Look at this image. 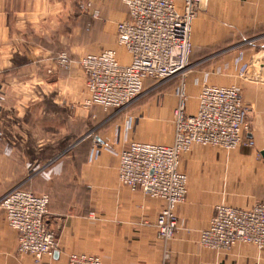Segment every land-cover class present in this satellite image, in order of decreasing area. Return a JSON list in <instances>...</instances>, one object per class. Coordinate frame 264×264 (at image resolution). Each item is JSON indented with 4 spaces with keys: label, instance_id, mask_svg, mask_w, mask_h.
I'll return each mask as SVG.
<instances>
[{
    "label": "crops",
    "instance_id": "0c3cea01",
    "mask_svg": "<svg viewBox=\"0 0 264 264\" xmlns=\"http://www.w3.org/2000/svg\"><path fill=\"white\" fill-rule=\"evenodd\" d=\"M87 1L95 16L76 11L78 0H0V179L8 182L0 197L19 185L47 194L46 221L59 242L51 256L38 261L19 253L17 231L0 207V264H69L70 253L97 255L102 264H264V250L251 244L215 251L198 241L217 205L245 208L264 201L259 153L264 147V42L256 51V45L244 48L264 35V0H205L192 22L190 63L205 59L207 52L229 48L233 53L194 75L195 87L187 85L193 101L187 100L186 113L195 111L203 83L245 90L256 85L262 90L254 107L260 125L245 134L255 142L246 152L230 155L197 145L181 156L187 193L176 208L178 229L168 241L153 225L164 201L122 185L117 165L131 141L173 142L174 123L167 122L177 88H162L157 101L136 118L121 120L83 107L85 74L75 60L110 48L116 23L128 13L122 0ZM61 49L74 61L57 72L54 58ZM121 53L119 59L127 62L128 55ZM242 63L248 69L239 78ZM215 72L226 78H214ZM143 115L158 122L136 120Z\"/></svg>",
    "mask_w": 264,
    "mask_h": 264
},
{
    "label": "built area",
    "instance_id": "2783aa9c",
    "mask_svg": "<svg viewBox=\"0 0 264 264\" xmlns=\"http://www.w3.org/2000/svg\"><path fill=\"white\" fill-rule=\"evenodd\" d=\"M127 16L116 23L119 46L128 61L122 62L113 49L85 54L80 59L86 81L84 104L121 109L144 91L146 80L163 83L181 77L178 102L173 109L174 139L171 144L131 141L120 152L117 176L122 185L164 201L153 225L156 235L168 241L178 226L176 208L187 193V175L180 159L194 145L220 147L230 151L251 146L249 107L239 86L203 83L193 113H186L185 75L190 68L191 28L198 8L205 0H122ZM264 37V35L262 36ZM249 42V41H248ZM58 64L69 68L62 52ZM248 69L242 63L237 76ZM49 196L16 186L0 197L7 225L17 231V251L36 261L51 256L59 242L47 225ZM203 247L223 251L234 245L251 244L264 250V201L250 207L220 204L208 225L198 232ZM69 264H102L97 255L70 253Z\"/></svg>",
    "mask_w": 264,
    "mask_h": 264
},
{
    "label": "rangeland",
    "instance_id": "374dc122",
    "mask_svg": "<svg viewBox=\"0 0 264 264\" xmlns=\"http://www.w3.org/2000/svg\"><path fill=\"white\" fill-rule=\"evenodd\" d=\"M76 11L83 12V13H88V14H91V15H94V16L97 14L96 11L92 10V5H91L90 1H87V0H78V3L76 5ZM260 41L264 42V37H262V36L261 37L260 36L255 37L251 41L246 43L244 45V48H246L248 46L254 47L253 45H256V47H255L256 49L254 50V51H256L259 48L257 46L259 45ZM113 42H114V44L110 48H105L104 50L113 49V50H115L117 52L118 56H120L119 54H122L121 52H123V51L125 52V49L118 45L117 36L113 38ZM104 50H101V51H104ZM101 51H99V52H101ZM62 52H65L68 55L69 61H70V66L72 65V63L74 61L71 58V55L69 54V52L67 50L61 49L57 53L55 58H54V63H55L57 72L65 71V69H69L70 68V66H69V68L68 67L67 68H63V67H61L58 64V61H59L58 57H59V55ZM231 52L232 51H229V48H225V49H222L221 51L213 52V53L207 52V54H209L208 57H206L205 59L201 60L200 62L191 63L190 68H189V70L187 71V73L185 75V92L187 91V85L188 84H192V86L195 87L193 85V83H192V79H193L194 75H196V73L199 70L204 68L203 66L206 63H208L210 61L215 62L214 60H217V59H220V61H224L226 59H229L231 54L233 53V52L232 53ZM89 53H98V52H89ZM86 54H88V53H86ZM83 56H81L79 59L75 60V61H77V64L79 65V67L81 68L82 71H83V68L80 65V59ZM189 61H192V51H191V55H190ZM47 74H50V73L47 72ZM214 74H215L213 76L214 78L215 77L217 78L218 76L222 77V78H226L225 74L223 72L222 73L221 72L220 73L219 72H215ZM180 78L181 77L177 76V77H174V78H172V79H170L168 81H165L163 83H155L153 80L145 82L144 83V91L142 92V94L135 101H133L131 104H129L128 106H126L124 108H121V109H115V108H105L104 109L101 106L100 107L99 106H95L94 104L87 105V106L85 104H83L82 106L87 108V109H90V111L94 112L93 114L100 113L101 115H112L113 117L120 115L121 116V120L123 118H125L126 116H132V115H133L132 118H136L135 115H137V113H139V111L145 110L147 106H151V105H153V103H155L157 101V98H159L158 94H160V90L162 88H166L168 85L169 86L173 85V86H175L177 88V93H176V97H177L176 104H177L178 95H179ZM209 83L210 84H216L214 82H209ZM237 86L240 87L243 99H244L245 103L248 105V107L250 109V111H249V120H250V123H251L250 124L251 125V130H255L257 128V126L260 125V123L257 122L258 118L256 119L255 115H254L255 114V112H254L255 111L254 110L255 101L258 98V96L261 95L262 90L260 88H256L257 87L256 85H249V88L246 89V90H245V87L243 88L240 85H237ZM187 100L193 101V99L192 98L189 99V97L187 98ZM249 101H252V103L249 102ZM174 107H173V109H174ZM173 109H172V112H171V114H170V116L168 118V122H167L168 124H171L173 122ZM136 120H139V121H142V122L143 121L150 122L151 120H152V122L153 121L154 122H158L156 117L153 118L152 116H149V115L148 116H144L143 115L142 117L137 116ZM159 127H160V124H159ZM194 146H197V145H194ZM207 147L212 149V150H214V151L215 150H219V151L224 152V153L229 152L230 155H231L233 153H238L239 151L240 152L241 151H245L246 152L247 150L254 148L255 147V142L253 140V144L251 146L245 147V146L241 145L240 147H237V148L232 149L230 151H226V150H224V149H222L220 147H214V146H207ZM1 171H2V165L0 164V172ZM0 175H1V173H0ZM7 183H8L7 181L0 179V194L2 193L3 188H4V186H6ZM19 186L22 187L21 185H19Z\"/></svg>",
    "mask_w": 264,
    "mask_h": 264
},
{
    "label": "water",
    "instance_id": "95a60500",
    "mask_svg": "<svg viewBox=\"0 0 264 264\" xmlns=\"http://www.w3.org/2000/svg\"><path fill=\"white\" fill-rule=\"evenodd\" d=\"M259 153H260L261 157L264 160V147L259 151Z\"/></svg>",
    "mask_w": 264,
    "mask_h": 264
}]
</instances>
